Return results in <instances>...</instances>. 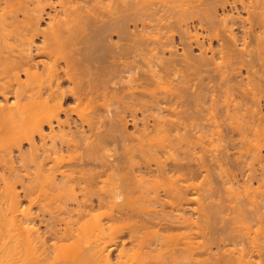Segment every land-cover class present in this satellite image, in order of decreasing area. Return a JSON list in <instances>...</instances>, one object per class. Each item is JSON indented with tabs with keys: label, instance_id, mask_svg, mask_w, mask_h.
<instances>
[{
	"label": "bare ground",
	"instance_id": "bare-ground-1",
	"mask_svg": "<svg viewBox=\"0 0 264 264\" xmlns=\"http://www.w3.org/2000/svg\"><path fill=\"white\" fill-rule=\"evenodd\" d=\"M1 1L5 5L3 4L4 6L1 7L0 2V264H189L188 258L191 257L189 260L192 259V254L195 253L193 251L198 252V248H194L191 241L184 242L182 247L177 250L178 252L175 250L176 253H179L178 256L175 252H173V255L167 253L171 259L167 262V260H162L165 255H158L161 253V249L156 247L161 246V244L152 248L148 247L149 250H146L148 248L145 247L146 251L143 250V246L142 250L139 248L140 246H137L140 250H137V248L135 249L137 251H131V246H133L131 242H134L132 241L134 236H129V240H127L131 246L128 249V245H125L126 240L118 238L124 231L119 232L121 235H118V233L116 234L117 237L114 236L113 229L108 227L110 225L108 221H106L108 223L106 224L103 223V219L101 221L99 218L98 222L95 217L96 213L94 217L97 221L94 223V227L98 234H96V231L94 232L98 238L93 239L94 242L91 241L92 238L89 240V237H87V232L93 230L90 229L85 232L84 227H82L84 223L79 224L80 221L85 220L84 218L90 217V214L94 213L93 211L97 205L98 209L100 207V209H104L102 207L107 208L110 206L109 204L114 202L116 203L114 205L120 209H116L117 212L114 210L113 214L120 218L119 215H123L124 218L127 211L124 212L121 207L124 209L127 204H120L119 202L122 199H129L128 201H133L132 203L136 204L142 197L140 202L144 198L145 200L142 203L144 204L146 201L145 205L147 204L148 207H152L151 202L159 205V202L165 201L160 197L161 192L159 193V191L162 189L163 192L166 188L163 189L158 186L159 191L157 192L156 187L154 185L152 187L153 182L148 185L149 181L144 177L147 171L151 175L154 168L157 172H160L162 177L167 173L173 175L175 172L174 175L176 174L178 180L174 175L171 176L176 178H174L176 183L171 186L170 180L169 185L166 182L168 189L165 192H170V195L174 196V198L172 195L170 197L175 200L178 209L169 216V213H165L166 210L163 211L164 214H167V216H164L162 212L163 218H160L161 215L159 216L155 211L156 217L154 214V218L149 216L148 219L153 218L150 221L145 217L141 218L144 226H149L151 225L150 222L157 220L159 222L163 221V223L165 221L166 226H163L167 230L171 227L175 228V226L191 230L197 228V226L200 227L201 223L206 221L205 218L209 221L211 218H216L218 214L219 217L221 216L222 221L227 219V225L224 221V226L226 225L224 229L227 228L228 231L232 229H230V226L232 227L230 222L236 224L239 221L249 230L251 225H254L253 223L258 225L264 223V114L261 105L264 98V0H159L161 1L158 4L159 6L156 5L159 3L158 0H132V2L130 0L131 3H127L128 5L125 0H121V5L125 3L122 6H127L123 8H121L122 6L119 8L116 6L118 8L116 9L117 13L114 14L116 18L110 22L103 20L106 17L105 14L108 15L106 9L108 7L110 9L111 2H117V0H82L86 3L85 7L84 5L82 7V4L81 7L78 5L81 0H57L60 10L55 16L52 17L53 13L50 15L51 17L49 16L46 29L41 28L40 22L46 12L48 1L47 3L46 0ZM105 1H107V4ZM120 2L118 1L119 4ZM161 3L163 4L161 5ZM238 6L243 10L242 12H246L247 20L243 21L241 19L240 22L236 17L231 18L230 16L231 19L228 17L227 14H230L227 11L228 8H231V12L237 10V14L240 13L238 12L240 10ZM102 10H105V12H102ZM220 12L227 16H219ZM20 13L22 16H20ZM130 19L131 22L134 19L143 21V28L152 29L158 36L152 41V37L149 35L147 40L145 39L148 44L151 41L155 47L148 46L146 41V47L144 44V47L139 43H136L138 46L135 44L139 49H141V46L146 48L141 50L145 57L141 58L147 60L143 62L146 65L142 64L145 65L146 69L142 68L141 73L132 64L120 65L117 62H110L112 56H109V54L113 51L109 47H103V44H100L108 32L126 33L125 27ZM193 19H197V23ZM189 21L194 22L190 25ZM152 22L153 24L157 22V24L152 25ZM238 24L242 25V29H244L240 36L233 30V27ZM78 25L82 27L79 28ZM248 25L249 27L246 28ZM175 28L178 29L180 34L179 41L186 48L181 55L173 51L176 44L173 42L175 36L171 33L176 31L173 30ZM82 31H85V33ZM77 32L80 35L83 33L84 37L79 36ZM109 34L111 35V33ZM38 36L41 37L39 44L35 40ZM144 36L146 37L145 32ZM151 46L153 48H150ZM194 46L200 51L198 55L194 54ZM128 47L130 46L128 45ZM252 48H256V50ZM121 50L122 48H120V52ZM168 52L170 57L167 58L166 53ZM97 53L101 56H97ZM79 54L81 58L77 57ZM120 55L121 53L118 59L123 60L124 57L122 58ZM124 55L122 50L121 56ZM114 60L116 61L117 58ZM136 65L139 66V64ZM235 94H238L236 99L233 96ZM68 100L72 101L71 106L67 104ZM65 104L68 106L65 107ZM102 120L103 122L105 120V130L99 131L98 129L101 127H98L99 132H95V124L102 122ZM129 123L133 124L134 129H136L134 131L137 132L135 137L133 133L132 136L129 134ZM224 133L225 136H223ZM139 134L144 139L145 144L141 138L138 139ZM209 134H216L215 137L220 136V138L217 137L220 143L223 140V142H228V145L231 144L228 149H231L232 143H234L233 148L237 150L239 148L235 146V139H233H238L235 134L240 137L238 142L241 139H244L243 142H247L249 140L247 137L252 138L249 140V144L246 143L250 147L247 146V151L244 152L246 154L245 158L242 157L243 155H240L239 158L236 157L239 155H236L234 156L235 159L237 158L236 162L231 158L232 153H228L230 156L226 153V159L233 160L234 164L233 162L229 163L234 165V169L237 168V170L244 173L247 168L250 169L248 171L252 174H248L250 175L249 179L246 178L248 181L244 180L246 181L244 184L247 185L254 181L258 184V188L256 187L251 191L252 194L246 193L248 194L245 197L246 202L243 197L242 201L244 203L241 202V206H237L238 208L235 209L234 214H232L233 212L232 215L226 213L230 216H228L229 219L222 216L224 215L222 211H226H224L223 205L219 203L218 208L215 206L216 204L211 205L214 208L209 206V202L208 206H205L208 204L207 202L203 206L200 204V207L203 208H200V211L197 209L196 214L194 210H191L193 213L191 211L189 213V209L186 207L192 202L189 195L194 188L198 192L199 189L205 191L206 188H196L199 184L195 181V178L197 176L198 181L200 168H203V170L207 168L208 170V165L203 164H207L209 161L206 163V160H204L206 156L204 158L198 156L201 159L196 168L192 165V160L196 158L197 147L204 143L203 140L210 136ZM155 135L156 137L158 135L163 136L161 139L166 137L169 140L168 143L170 142V145L168 144L170 149L165 147L161 152H166L165 154H168V157L173 158L172 173H169L170 169L162 161V158L165 157L164 153H162L164 157L160 156L161 158L156 154L152 155L154 150L151 147L153 145L152 139H157ZM212 135L211 137H213ZM132 137L135 139L137 137V140L142 142L138 143L136 141V143L134 140V146L129 144L132 149L135 147L137 150L133 149L135 151L134 156L132 150L128 152L129 156H125L123 155V152H125L123 146L126 143L125 148H127V141L129 139V142L132 143ZM148 138H151V143H149ZM161 139L159 136L158 140L162 141L163 139ZM158 140L153 141L156 147L160 146L157 144L162 143ZM218 140L215 142H218ZM157 141L158 143H156ZM24 144H27L26 149L23 147ZM111 146L115 149L116 146H121L120 148L123 149L121 154L125 158L122 155H119L120 158L116 157L114 152L117 153V151ZM110 147L112 149H109ZM241 147L243 146L240 145L242 152ZM201 149L205 151L207 148L203 145ZM212 149L214 150L213 145ZM219 149L222 150L221 147ZM223 149L226 150V146ZM128 150L130 151V148ZM136 151L138 154H144L145 158L148 157V161L150 158L147 166L142 164L145 167L144 170L146 169L145 172L142 166H140L142 167L140 169H135V166L138 164L137 167H139L140 164L137 161L138 154L136 155ZM168 151L171 153H168ZM148 152L152 155L151 157H149ZM157 152L160 153V151ZM219 153H221L220 150ZM224 153H222V156H225ZM220 156L218 155L217 160L215 157V161L212 160V162L214 164L217 162L218 165L224 159ZM246 156H248L249 161L246 160ZM241 157L245 161H242ZM166 160L165 163H167ZM152 162L154 163L153 168ZM256 165L261 169L259 170L260 174L254 171L257 168ZM218 168H221L218 173H220L219 178L221 177L222 181V178H227L228 174H224L225 177H223L221 171L224 172V169H222V166ZM122 171L127 176L126 178L122 176ZM156 171L155 174H157ZM103 176L105 178L108 176L109 181L112 179L109 177L114 176V183L117 179L115 190H110L113 187H107L109 189H106V183L108 182H105L107 178L103 181ZM182 176H186V178L181 179ZM123 177L125 178L124 181ZM211 179L209 182H211ZM235 179L238 180V178ZM113 180L109 184L114 186ZM144 180L147 184L146 191ZM138 181L144 182L140 183ZM213 181L217 182V180ZM240 182L232 183L231 189L234 186H239ZM136 183H139L138 185L142 186V190L145 191L142 192L143 195H141V188L137 189L140 186H136ZM154 183H157V181ZM217 183H223L224 188H226L225 186L229 185L230 181L228 179V181H218ZM211 184L210 188L213 186ZM149 186L152 187V195H146L150 191ZM250 186L254 185L250 184ZM135 189L137 190L135 191ZM216 190L215 193L218 192ZM240 190L237 191L240 192ZM206 191H208V195L216 196L212 192L213 190ZM234 191L231 192L234 193ZM231 192H229V195ZM134 194L137 196L135 197ZM133 196L137 200L134 201ZM138 196L140 199H138ZM164 196L169 198L168 194ZM210 196L209 198H211ZM147 202H150L151 205L149 206ZM117 203H119L118 206ZM220 207H222L221 211L219 210ZM145 210L144 213L148 217L149 212L147 214ZM107 211L105 212L108 216L104 214V218L114 217L111 212ZM121 211H123V214ZM133 211L136 212V210H132V213ZM129 213L132 215L131 212ZM100 214L99 217L102 216ZM128 214L126 217H128ZM140 214L143 213L140 212ZM217 218L214 219V222ZM146 222L150 224L148 225ZM139 223L141 228L143 223ZM247 223L250 225L248 224V226ZM138 224L135 223L134 225ZM205 224L202 225L205 226ZM128 225L130 226V224ZM221 225L223 226V223ZM221 225H218L220 227L218 229H221ZM109 228L111 231H109ZM130 229L132 228H129V231ZM227 229L225 232H228ZM192 231L194 230L192 229ZM222 231L221 234L224 235ZM88 235L91 236L90 232H88ZM247 235H250V233ZM242 236L239 235L238 240ZM228 237L230 242L231 239L234 240V237L231 238L232 235L228 234ZM245 237L249 236L245 235ZM223 239L219 240L222 241ZM245 239L243 238L244 242L237 240L232 242L235 247L243 245V243V246H245ZM117 240L118 242L119 240L122 241V247L118 248L119 243L117 244ZM150 241L154 240L151 239ZM261 243L263 244L259 245L257 243V246L264 247V238ZM205 247L206 250L207 247L208 250L210 249V253L205 252V250L202 252L203 249L201 252L209 257H206L208 264H251L247 261L250 258L246 260L247 253H250L247 249L248 246L247 248L245 246L246 249L243 247L246 254L243 250H240L242 254L238 252V257L235 253L234 256L233 252L230 255L226 254L228 251L220 253L219 250L217 252L220 254L217 256V254H212L213 251L209 248V245L204 246V249ZM157 251L159 253L156 254ZM114 252L117 253L114 254ZM166 252L171 253L170 250ZM197 252L195 255H198ZM201 252L199 251V254L203 256ZM140 258L150 259V262L141 263Z\"/></svg>",
	"mask_w": 264,
	"mask_h": 264
},
{
	"label": "rangeland",
	"instance_id": "rangeland-1",
	"mask_svg": "<svg viewBox=\"0 0 264 264\" xmlns=\"http://www.w3.org/2000/svg\"><path fill=\"white\" fill-rule=\"evenodd\" d=\"M36 1V0H35ZM47 1H48V6L47 7H49V8H47L46 7V12H45V14H47L46 16H45V14H43V19L41 20V22H40V26H41V28L42 29H46L47 28V23H48V19L51 17L50 15H52V13L54 14V15H52V17L53 16H55V14H57L58 13V11L60 10L59 9V7H58V4H57V0H46V3H47ZM50 1V2H49ZM118 1L120 2L121 0H117V2H114L113 1V3L111 2V5H110V9H109V7L106 9V11H108L107 13H108V15L107 14H105V16L107 17H105V19H103V20H106L105 22H110V21H112V20H114L116 17H115V15L114 14H116L117 12V10L116 9H118L119 7H121L123 4H125V3H123L122 5H121V3L122 2H120V4L118 3ZM126 1V4L127 3H131L132 2V0H131V2H130V0H125ZM159 1V0H158ZM161 1H164V0H161ZM161 1H159V3H155L157 6H159L158 4H160V2ZM0 2H1V7H3L5 4H4V2L3 1H1L0 0ZM80 2V3H79ZM79 2H77V3H79L78 5H80V7H81V4H82V7H83V5H84V7H85V5H86V3H84V1L82 2V0L81 1H79ZM82 2V3H81ZM50 3V4H49ZM105 3L107 4V1H105ZM105 3H104V5H105ZM117 3V4H116ZM4 4V5H3ZM113 4V5H112ZM116 4V5H115ZM163 3H161V5H162ZM57 5V6H56ZM128 5V4H127ZM127 5H124V6H122L121 8H123V7H125V6H127ZM50 6H51V8H50ZM101 6V5H100ZM106 6V5H105ZM112 6V7H111ZM115 6V7H114ZM116 6L118 7V8H116ZM113 8V9H112ZM109 9V10H108ZM230 9L231 8H228L227 9V11L228 12H230V14H227V12H226V14L228 15V17L230 18V16H231V18H237V19H239L240 20V22H241V19H243V21H245V20H247L248 19V16H247V14H246V12L244 11V12H242L243 10H241L240 9V6H238V9H240L238 12H240V13H238L237 14V10H233L232 12L230 11ZM113 10H115V11H113ZM4 11V10H3ZM105 12V10H102V12ZM111 11H113V12H111ZM111 14V15H110ZM112 14H113V16H112ZM232 14V15H231ZM221 15H223V16H221ZM224 13L222 14V12H220L219 13V16H221V17H224ZM227 15H225V16H227ZM20 16H22L21 15V13H20ZM50 16V17H49ZM104 16V15H103ZM60 18V17H59ZM230 18V19H231ZM135 20V21H134ZM134 20H132V22H131V19H130V21H128V23L126 24V33H119L118 31H112V32H108V34H106L104 37H103V41H101L102 43H100V44H103V47L105 46V47H109V49H111L113 52L112 53H110L109 54V56H112V58L109 60L110 62L112 61V62H117L118 64H125V63H129V64H132L133 66H135L136 68H137V71L139 72L140 71V73H141V71H143V70H141L142 68H145V65H146V63H143L144 61H147L146 59H142L141 57H143V58H145L144 57V55H143V51H141L142 49L143 50H145L146 48H142V46L144 47V45H145V47H146V44H148V42L146 41L147 40V37H152V39H151V41L153 40V39H155V37L157 36L155 33H154V31L152 30V29H145V28H143V26H142V22L143 21H141V20H139V19H134ZM196 23H197V19H193ZM238 20V21H239ZM194 21H189L190 22V25L192 24V22H194ZM134 22V23H133ZM163 22H165V21H163ZM155 24H157V22H154ZM246 23H249V22H246ZM80 24V23H79ZM129 24V25H128ZM144 24V23H143ZM155 24H153V22H152V25H155ZM161 24H162V22H161ZM82 26H83V24H81ZM77 26V27H82V26ZM239 25V24H238ZM234 26L233 28V30L235 31V33H238V36H240V34H242V32L244 31V29H242V25H239V26ZM129 26V27H128ZM142 26V27H141ZM249 27V25L246 27V28H248ZM256 27V26H255ZM84 29V28H83ZM241 29V30H240ZM141 30H143L144 32H145V35H146V37L144 36V32L143 31H141ZM173 30H176V31H172L173 33H171V35L172 34H174V40H173V42L176 44V47H175V45H174V49H173V51L175 52V53H178V54H182L183 53V51H184V49H186L184 46H182V44L183 43H181L180 41H179V32H178V29L177 28H175V29H173ZM243 30V31H242ZM247 30H249V29H247ZM139 31H141V32H143V33H141V32H139ZM80 32V31H79ZM79 32H77L78 33V35L79 36H83L84 37V34L83 33H85V31L83 32V33H81V35H80V33ZM88 32V31H87ZM134 32V33H133ZM138 32H139V34H140V38H139V34H138ZM176 32V33H175ZM109 33H111V35L109 34ZM130 33H132V34H130ZM177 33H178V35H177ZM201 33V32H200ZM87 34V33H86ZM128 36H127V35ZM149 35V36H148ZM86 36V35H85ZM135 36H137V37H135ZM83 37H81V38H83ZM120 37V38H119ZM158 37V36H157ZM105 38V39H104ZM130 38V39H129ZM136 38V39H135ZM143 40H142V39ZM146 39V40H145ZM35 40H36V43H40V41H41V37L40 36H38V37H36L35 38ZM120 40V41H119ZM132 40V41H131ZM141 40V41H140ZM133 41H134V43H133ZM140 41V42H139ZM143 41V42H142ZM145 41H146V44H145ZM151 41H150V43L148 44V46L149 45H154V44H152L151 43ZM112 44V45H110V44ZM117 43V44H116ZM136 43H139V45L141 44L142 46H141V49H139L138 47H136V45L138 46V44H136ZM114 44V45H113ZM135 46H134V45ZM144 44V45H143ZM208 44V43H207ZM241 45H242V42L240 43ZM239 44V45H240ZM118 46V47H116V46ZM128 45L131 47V49L129 50V48L130 47H128ZM240 45V46H241ZM150 47V48H153V47H155V46H153V47ZM111 47V48H110ZM114 47H116V48H114ZM128 48V51H127V48ZM132 47H134V48H132ZM135 47H136V50H138V51H136L135 50ZM159 47V46H158ZM157 47V48H158ZM208 47V46H207ZM254 47H255V45H254ZM113 48H114V50H113ZM120 48H122V50H123V53L125 54L124 56H121L122 55V50H121V52H120ZM123 48H126V49H123ZM160 48V47H159ZM176 49V50H175ZM252 49H254V50H256V48H252ZM110 50V51H111ZM117 50H119V51H117ZM124 50H126V51H124ZM132 50V51H131ZM136 52H138V53H136ZM158 51H159V49H157ZM193 50H194V54H196V55H198L199 54V50H198V48L197 47H193ZM135 52V54H134V52ZM177 51V52H176ZM130 52H133V53H130ZM118 53V54H117ZM121 53V55H120V57H124L123 58V60H121L120 58L118 59V56H119V54ZM140 53V54H139ZM101 54H102V52H101ZM167 55V58L168 57H170L169 55V52L168 53H166ZM169 54V55H168ZM82 55V54H81ZM138 55V56H137ZM141 55V56H140ZM97 56H101L100 54L98 55V53H97ZM135 56V57H134ZM137 56V57H136ZM140 56V57H139ZM77 57H79V58H81L80 57V54H79V56H77ZM83 57V56H82ZM114 57V58H113ZM117 58V60L115 61L114 59H116ZM127 58V59H126ZM125 59V60H124ZM135 60H137V61H135ZM140 60H141V62H140ZM140 63H139V62ZM136 64H139V66L138 65H136ZM142 64H145L144 66L142 65ZM143 66V67H142ZM139 67V68H138ZM146 69V68H145ZM145 71V70H144ZM24 78V77H23ZM233 96H235L234 98L236 99V98H238V94H235V95H233ZM232 100H233V97H232ZM264 98L262 99V102H261V105H262V112H263V114H264ZM235 103V102H234ZM67 104L69 105V106H71V104H72V101L71 100H68L67 101ZM67 104H65L66 106L65 107H67L68 105ZM84 105H86V104H84ZM208 118V117H207ZM210 118V117H209ZM106 121L108 120V119H105ZM105 120H104V122H103V120H102V122L100 121H98L99 123H96L95 124V127L94 128H96V130H95V132L97 131V132H99V131H101V130H105L104 129V125H105ZM130 120V119H129ZM205 122V121H204ZM104 123V124H103ZM132 123V122H131ZM131 123H129V125H128V131L130 132L129 134H131V136H132V133L134 134L133 136L135 137L136 136V133L134 132L136 129H134V125L133 124H131ZM207 123V122H206ZM98 127H101V128H99L98 129ZM99 131H98V130ZM140 129H141V127H140ZM239 134V133H238ZM238 134H235V137H238V139L240 138V137H242V136H240V134H239V136H238ZM210 136H207L208 137V139H204L203 140V144H201L202 146L204 145L207 149H205V151L203 150V149H201L202 148V146L201 145H199V147H197V152L195 153V154H197L196 155V158H198V159H196L195 158V160L197 161H195V160H192L193 162V164L192 165H194L196 168H197V166L199 165V160L201 159V158H199V157H205L206 156V158L204 159V160H206V163L207 164H203V165H205V166H207L208 165V170H207V168L206 167H204V168H206V169H204L203 170V168L201 169L200 168V170H199V173L198 174H200V176L198 175V181H197V176H196V182L199 184H197L195 181V183H196V185H198L196 188H201L202 187V189H203V187L205 188L204 190L205 191H201L200 189H199V192H198V190L197 189H195L194 188V190L191 192V194L189 195V199L190 200H192V202H190V204L188 205V206H190L189 208H188V206H186L187 207V209H189L188 211H189V213H193V211H191V210H194V213H195V211L197 212V209L199 210L200 208H203V207H200V204H202V206L204 205V204H206V202L208 203H210V205H209V203L207 204V205H205V206H211V205H215L217 208L219 207V204L221 205H223L222 207H224L225 208V210L224 211H226V212H223L222 211V213H224V215H222L223 217H227L228 219H229V215L227 214L226 215V213H230V215H232V214H234V212H236V208H238L237 206H241V202H242V204L244 203L242 200H243V197H244V201L246 202V196L250 193V194H252V190L255 188L256 189V187L258 186V184L254 181L253 183H250V184H253L254 186H250V184H244L246 181H248V180H246V178L247 179H249V176L252 174L250 171H248V170H250V169H248L247 168V171L245 170V168H244V170H245V173L244 172H240L239 170H237V168L236 169H234V162H233V160L234 161H236L237 162V158L235 159V157L234 156H236V155H239V156H236V157H240V155L242 156V157H244L246 154H244V152L246 153V148H247V146H249V145H247V144H249L248 142H249V140H251L252 138H249V137H247V139H249L247 142H243V140L244 139H241L242 140V142H241V140H239L240 142H238V139L237 138H233V139H235V143H236V147H238L239 149L237 150L236 148H233V145H234V143H232V150L229 148L228 149V146L230 147V145H228V142H223V140H221L222 142L220 143L219 141L220 140H218L219 138H220V136H217V137H219L218 139H217V137H215V135H212V134H209ZM211 135L213 136V137H211ZM221 135V134H220ZM223 135V134H222ZM137 136H138V134H137ZM151 137H152V135H150ZM159 136H160V139H161V137H163V136H161V135H158V137H156V135H155V137L157 138V139H155V140H158L159 139ZM223 136H225V133H224V135ZM134 137H132V139H130V140H132V143H131V141L129 142V139H128V141H127V148L129 147L130 148V151L127 149V148H125V146H126V143H125V146H123V149L125 150V152H123V155H125V156H129L128 155V152H131V150L134 152V153H132L133 154V156H134V154H135V147H133V149L130 147V145L129 144H133L132 146H134L135 145V143H133L134 142V140H135V142L136 141H138L137 140V137H136V139L134 138ZM143 137H144V135H143ZM215 137V138H214ZM131 138V137H130ZM140 138H141V140H143V143H144V139H142V137H140V134H139V140H140ZM211 138V139H210ZM213 138H214V140H213ZM149 139V138H148ZM147 139V140H148ZM151 139V138H150ZM150 139H149V141H150ZM154 139H152L153 141H155ZM163 139V140H162ZM161 140L162 141H160V140H158L161 144H157V145H160V146H158V147H156V145L154 146V144H155V142H153L152 140V144L153 145H151V147H153L154 148V150H153V152L152 151H150V152H152V155H158L159 157L161 156H163L165 153L164 152H161V151H163L164 150V148L165 147H167L166 149H168L169 148V146H168V144L170 143H168V141L169 140H167V138L166 137H164V138H162ZM216 140H218V142H215ZM151 141L149 142V143H151ZM158 141L156 142V143H158ZM238 142V144H237V142ZM129 142V143H128ZM140 142H142V141H140ZM139 141H138V143H140ZM137 143V142H136ZM229 143H230V141H229ZM247 143V144H246ZM145 144V143H144ZM211 144V145H210ZM216 144V145H215ZM219 144V145H218ZM243 144V145H242ZM139 145V144H138ZM146 145H148V144H146ZM170 145V144H169ZM208 145V146H207ZM212 145H213V148H214V150L212 149ZM222 145V146H221ZM240 145L241 146H243V147H241L242 148V152H241V149H240ZM246 145V146H245ZM145 146V145H144ZM143 146V147H144ZM150 146V145H149ZM224 146H226V148L228 149H226L227 150V152H226V150H224L223 149V147ZM234 146V147H235ZM245 146V147H244ZM24 149H26L27 148V144H24ZM112 148H114L113 146H111ZM109 148V149H112V148ZM121 147V146H120ZM119 146H116V151H117V153L116 152H114L116 155V157H118V158H120V156L122 155L121 154V152L123 151V149H121ZM140 147H141V145H140ZM218 147V148H217ZM222 148V150L221 149H219V148ZM250 147V146H249ZM117 148H119V150H117ZM137 148H138V146H137ZM211 150H210V149ZM244 148V149H243ZM113 149V150H114ZM126 149H127V152H126ZM145 149H146V147L143 149L144 151H145ZM148 149V148H147ZM170 149V148H169ZM233 149H235V150H237V151H233ZM137 150V149H136ZM151 150V149H150ZM219 150H220V152L221 153H219ZM230 150V152H228ZM245 150V151H244ZM140 151V150H139ZM142 151V150H141ZM144 151H142V152H144ZM157 151H160V153H161V155H159L160 153L159 152H157ZM209 151V152H208ZM215 153H214V152ZM218 151V152H217ZM225 152L224 153V155L225 156H222V153L223 152ZM239 151H240V153H239ZM118 152H120L119 154H118ZM170 151H168V153H169ZM234 152V153H233ZM236 152V153H235ZM139 153H141V152H139ZM145 153V152H144ZM157 153H159V154H157ZM162 153H164L163 155H162ZM171 153V152H170ZM218 153V154H217ZM229 153V154H231L232 156H231V158L233 159H231L232 161H229V160H227L226 159V155ZM241 153H243V154H241ZM117 154H118V156H117ZM130 154V153H129ZM138 153H137V151H136V155H137ZM148 154H149V152H148ZM204 156H203V155ZM207 154V155H206ZM212 154V155H211ZM215 154V155H214ZM217 154V155H216ZM220 154H221V156H220ZM228 154V155H229ZM120 155V156H119ZM122 155V157L123 158H125L124 156ZM131 155V154H130ZM152 155H150L149 154V157H151ZM168 154H165L164 156L166 157H164V158H162L163 160V163L164 164H166V166H168L167 168L168 169H170V172L169 173H172L171 172V166L173 165L172 164V162H173V158L172 157H168L167 156ZM210 157H209V156ZM213 155L216 157V160H217V157H218V155L220 156V157H223L224 159H226V160H224V159H222V162H220L218 165L216 164H214L213 162H212V160H214L215 159V157L213 158ZM263 155H264V152H263ZM144 156V157H143ZM199 156V157H198ZM230 156V155H229ZM140 157H142L141 159H140ZM160 157V158H161ZM169 158V160H168V158ZM209 157V158H208ZM241 157V158H242ZM247 157L248 156H246V160H248L247 159ZM145 158V155L144 154H138L137 155V161H138V163H140L139 164V167H137L138 166V164L135 166V169H140V168H142L143 170H144V166L142 165V164H145V166H147L148 164H149V162H150V158H149V161H148V157L147 158H145V160L143 161V159ZM171 158V159H170ZM193 158H194V156H193ZM202 158V159H203ZM219 158V157H218ZM240 158V159H241ZM245 158V157H244ZM134 159H135V157H134ZM167 159V160H166ZM221 159V158H220ZM230 159V158H229ZM136 160H135V162H136ZM141 160V161H140ZM165 160L167 161V163H165ZM171 160V161H170ZM224 160V161H223ZM239 160V159H238ZM140 161V162H139ZM152 161V160H151ZM215 161V160H214ZM219 161V160H218ZM240 161V160H239ZM238 161V162H239ZM242 161H245V160H243V158H242ZM249 161V160H248ZM203 162H205V161H203ZM232 163L233 162V164H230V163ZM251 162V161H250ZM137 163V162H136ZM153 163V162H152ZM152 163H150V164H152ZM169 163V164H168ZM195 163H197V164H195ZM201 164H202V162H200ZM211 163H213V164H211V166H210V164ZM226 163V164H225ZM229 163V165H227ZM200 164V165H201ZM222 164H224V165H222ZM131 165V164H130ZM153 165H154V163L152 164V168H153ZM212 165H213V167H212ZM215 165V166H214ZM133 166V167H134ZM140 166H142V167H140ZM210 166V167H209ZM222 166V169H224V172H223V170L221 171L222 173L221 174H223L222 176L223 177H225V175L226 174H228V177L226 178H222V181H221V177L219 178V175H220V173H218V172H220V169L218 168V167H221ZM228 166V167H227ZM155 167V166H154ZM170 167V168H169ZM201 167V166H200ZM224 167V168H223ZM255 167H257L254 171H257L258 172V174H260V171L259 170H261V169H259V166H255ZM212 168H213V170H212ZM216 168V169H215ZM218 168V169H217ZM228 168V170H226ZM261 168V167H260ZM129 169V168H128ZM127 169V171H129ZM253 169V168H252ZM88 170V169H87ZM154 170V175H153V173H151V175H152V178H151V175L150 174H148V171L146 172L147 174L144 176L145 178H146V180H148L149 182L147 183L148 185L149 184H151L152 182V187H153V185L156 187L155 189L157 190V192L159 191V188H166V189H168V186H166V182H167V185H169L170 183V185L172 186V185H175V183L176 182H174L175 180H174V178L176 177V174L174 175V173H173V175L175 176V177H171V176H173V175H170V174H168V176H167V174H165V175H163V177H162V175L160 174V172L158 173L156 170H155V168L153 169ZM205 170H207V171H205ZM216 170V171H215ZM123 171H125V170H123ZM122 171V172H123ZM146 171V169L144 170V172ZM155 171H156V173L158 174H155ZM208 171H210V172H208ZM213 171V172H212ZM231 171V172H230ZM253 171V172H254ZM214 172H216V174H214ZM228 172V173H227ZM247 172V173H246ZM125 173H126V171H125ZM150 173V172H149ZM203 173V174H202ZM206 173H208V174H206ZM212 173V174H211ZM229 173H230V176L233 178H231L230 176H229ZM233 175H232V174ZM235 173H236V175H235ZM240 173V174H239ZM243 173V174H242ZM250 173V175H248ZM163 174V173H162ZM217 174H218V176H217ZM225 174V175H224ZM126 175H127V173H126ZM148 175V176H147ZM160 175H161V177H160ZM248 175V176H247ZM122 176H125L124 175V172H123V175ZM128 177H130L129 175H127ZM127 176H125V178L127 177ZM158 176V177H157ZM206 176V177H205ZM214 178V179H211L212 177ZM217 176V177H216ZM236 176V177H235ZM104 177V176H103ZM118 177V176H117ZM151 179H150V178ZM164 177H165V179H164ZM169 177V178H168ZM178 177H179V175H178ZM200 177V178H199ZM209 177V178H208ZM230 177V178H229ZM106 178H107V181H105V182H108V183H106V189H109V188H107V187H110V188H112L113 187V189H110V190H115V188L114 187H116L115 185H117V179L115 180L116 182L114 183V180L113 179H115V177L114 176H111V177H109V178H112L111 180H113V183H114V186H113V184H109V183H112V181L110 180L109 181V179H108V176H106ZM106 178L104 177V179H103V181L104 180H106ZM119 178V177H118ZM125 178L123 177V181L125 180ZM177 178V177H176ZM175 178V179H176ZM183 178H186V176H182L181 177V179H183ZM203 178V179H202ZM235 178H238V180L237 179H235ZM150 179V180H149ZM209 179V180H208ZM210 179H211V182H212V184H211V182H209L210 181ZM220 179V180H219ZM225 179V180H224ZM227 179V180H226ZM228 179H229V181H230V184L229 185H227V186H225L226 188H224V185H223V183H217L218 181H220V182H224V181H228ZM232 179V180H231ZM234 179L236 180L235 182H237V181H241L240 183H239V186L237 185V186H234L232 189H231V185H232V183H235L234 182ZM242 179V180H241ZM127 180V179H126ZM140 180H142V179H140ZM164 180H165V182H164ZM169 180H170V183H169ZM177 180H178V178H177ZM204 180H205V182H204ZM208 180V181H207ZM213 180H217V182H214ZM244 180H246V181H244ZM118 181H119V179H118ZM145 181V180H144ZM144 181H138V182H140V183H143ZM157 181V183H154V182H156ZM164 182V183H161V182ZM201 181V182H200ZM231 181H233V182H231ZM128 182V181H127ZM126 182V183H127ZM173 182V183H172ZM215 183V184H214ZM139 183H136V186H140V185H138ZM145 184H146V181H145ZM147 184H146V189H145V191L147 190ZM158 184V185H157ZM161 184V185H160ZM200 184H202L203 186H201ZM210 184H211V186H212V188H210ZM109 185V186H108ZM216 185V186H215ZM158 186H160L159 188H158ZM170 186V187H171ZM215 186V187H214ZM223 186V187H222ZM245 186H246V188H245ZM142 186H140L139 188H137V189H140ZM144 187V186H143ZM152 187H150L149 186V188H150V191H149V193H147L146 195H149V194H151V190H152ZM214 187V188H213ZM217 187V188H216ZM135 188V187H134ZM208 188V189H207ZM218 190V192H217V190ZM223 188H224V190H223ZM250 188H252V189H250ZM258 188V187H257ZM137 189H135V191L137 190ZM165 189V190H166ZM170 189V188H169ZM230 189V190H229ZM241 189V190H240ZM141 190H142V188H141ZM149 190V189H148ZM165 190H163V192H162V189H160V191H159V193H160V197L162 198V199H164L165 201H161L162 202V204H163V206H162V204H161V202H159L160 204L158 205V204H156V203H154V202H151V204H150V202H147V203H149V206L151 205L152 207H148V205L146 204L145 205V203H146V201H145V203L143 204L142 202H144V198H143V201L142 202H140L141 200H142V197H140L139 198V192L137 191V194L139 195L138 196V199H140V201H138V202H136V204L135 203H132L133 201H128L129 199H122L119 203L120 204H127V206L125 205V207H127L126 209H125V207H124V209H123V207H121L122 208V210H124V212H126L127 211V214L129 213V212H131L132 213V210H136V212H134L133 211V213H132V215L130 214V216H129V214H128V217H126L127 216V214L124 216V218L122 217L123 215H119V216H121V218L120 217H118V216H115L116 214H113V211L115 210V212H117V210L116 209H120V208H117L114 204H116V203H114V202H112L111 204H109L108 206L110 207H102V208H106L105 210L104 209H100V210H102V211H100L99 209H98V205L95 207V209H94V213H92V211H91V213L92 214H90V217H86V218H84L85 220H82V221H80L81 223H79L80 225H82L83 223V225H82V227H84V229H85V232H87V230H93V231H88V232H90V235L91 236H89L88 235V232H87V237H89V240L91 239V241H93L94 242V240H96V238H98L97 237V235L96 234H98V231H96V228L94 227V223H96V221L100 218V220L102 221V219H103V223L105 222L106 223V221H108V223L110 224V225H108V227H111V229H115L114 231L112 230V233H113V235L114 236H116V234H118L119 232L121 233L122 232V230L124 231V232H122L123 234L121 235L120 233L118 234V235H121L120 237H118V238H120V240H121V238H122V240H126V243H125V245L127 244L128 245V249H129V247L131 246V245H133V246H131V251L133 250V251H137V250H142V248L144 247V251H146V250H149V248L151 247H156V246H159L160 244H161V246H159V247H156V248H159V249H161V253H159L158 251H159V249H158V251L156 252V254L157 253H159L158 255H165V257L162 259V260H167V262H168V260H171L170 259V256L169 255H173V252H175L176 253V251L178 250V249H180V247H182V244L184 243V242H186V241H191L192 243V246L194 247V248H198V252L195 250V251H193V252H197L198 253V255L196 254L195 255V253H194V255H195V257H194V255L192 254V259L191 260H189L190 258H188V263L189 264H208V260H207V258H209V257H207L206 255H204L202 252L205 250V252H209L210 253V249L208 250V247H207V250H206V247H205V249H204V246H208L209 245V248H211V250L213 251V253L212 254H217V256L220 254V253H222V252H227L226 254H230V255H232V252H233V255H234V253H235V255H237L236 257H238L239 256V254H238V252L239 253H241L242 254V250H243V252L246 254V251L244 250V248H245V246H246V248H247V246H248V252H250V253H247V258H246V260L247 259H249V260H247V261H249V263H251V264H264V247H261V246H259V245H262L263 243H261L262 242V239L264 238V223H260L259 225L257 224V223H253L254 225H251V229L249 230V229H247V228H245L246 226L243 224V223H241V222H236V224L234 223L233 224V222H230V225H232V227L230 226V229L231 230H233V231H228V229H227V231L228 232H225L226 231V229H224L225 228V226L227 225V223H226V220L227 219H223L224 221H225V223H226V225L224 226V221H222V218H221V216L219 217V214H218V218H217V220H216V222H214L215 220L214 219H216V218H211V220L209 219V221L207 220V218H205L206 219V221H208L207 223H206V221L205 222H203V223H201V221H200V223H201V225H200V227H198L197 226V228L195 227V228H192L194 231H192V229L191 230H188L186 227V229H181L182 227H177V226H175V228L173 227H171V229H169L168 228V230H167V228L165 227L166 225H165V221H164V223H163V221H157V223H156V221H153V222H150L151 223V225H149L150 223H147L146 222V224H148L149 226H144V223L141 221V218H144L145 217V219H147V220H151V219H153L154 218V216H155V211L157 212L156 214H158L159 216L161 215V213L163 212V211H165V213H169L168 214V216L169 215H171V213H173V211H174V213H175V211H176V209H178L177 208V204H176V202H175V200L173 199L174 198V196H173V198H171L170 196V192H165ZM206 190H213L212 192H214V194H216V196H210V194L208 195V191H206ZM215 190H216V192L217 193H215ZM227 190V191H226ZM228 190H229V192H231L232 190L234 191H237V190H240V192H238V194H237V192L235 193V191H234V193H230V195H229V192H228ZM246 190H248L247 192H246ZM262 190H263V188H262ZM145 191H141V193L143 192H145ZM167 191V190H166ZM148 192V191H147ZM156 192V193H157ZM195 192V193H194ZM221 193V195H220V193ZM143 193L141 194V195H143ZM166 193V194H165ZM219 193V194H218ZM246 193H248V194H246ZM135 194H136V192H135ZM134 194V195H135ZM158 194V193H157ZM168 194V196H169V198H167V196H166V198H165V196L164 195H167ZM228 194V195H227ZM152 195V194H151ZM150 195V196H151ZM231 195H233V197H231ZM235 195V196H234ZM137 195H135V197H136ZM144 196H145V194H144ZM209 196L211 197V198H209ZM146 197V196H145ZM153 197V196H152ZM158 197H159V194H158ZM164 197V198H163ZM216 197V198H215ZM146 198H148V196L146 197ZM161 198H160V200H161ZM227 198V199H226ZM133 199H134V201H135V199L136 198H134V196H133ZM149 199V198H148ZM206 199V200H205ZM229 199V200H228ZM137 200V199H136ZM168 200V201H167ZM202 200V201H201ZM208 200H210V201H208ZM148 201V200H147ZM238 201V202H237ZM166 202V203H165ZM173 202V203H172ZM212 202V203H211ZM119 203H117V206H118V204ZM138 203V204H137ZM154 203V204H153ZM219 203V204H218ZM239 205H238V204ZM114 206H113V205ZM130 204V205H129ZM131 204H132V206H131ZM157 205V207H156V205ZM217 204H218V206H217ZM237 204V205H236ZM146 207H148V208H146ZM120 206H123V205H120ZM119 206V207H120ZM143 206V207H142ZM234 206H235V208H234ZM130 207H132V208H130ZM146 208V210H145V208ZM154 207V208H153ZM156 207V208H155ZM174 207V208H173ZM211 207H213L214 208V206H211ZM222 207H220L219 208V210L221 211L222 209ZM228 207V208H227ZM130 208V209H129ZM137 208V209H136ZM138 208H140L141 210L142 209H144L146 212H147V214H148V212H149V215H148V217H147V215H145L146 213H144V210H139ZM216 208V209H217ZM129 209V210H128ZM157 209V210H156ZM236 209V210H235ZM104 210V211H103ZM106 210H108L107 212H111V213H109L110 215H112V216H114V217H111L112 218V220H111V218H110V220H109V218L108 217H106V218H104V214H106L107 216H108V214L105 212ZM126 210V211H125ZM131 210V211H130ZM138 210V211H137ZM151 210V211H150ZM100 211V212H99ZM172 211V212H171ZM191 211V212H190ZM200 211V210H199ZM198 211V212H199ZM99 212V214L101 213V212H103V213H101L100 215H102L101 217H99V214L97 215V213ZM122 212V214H123V211H121ZM138 212V213H137ZM140 212H142L143 214H140ZM202 212V211H201ZM233 212V213H232ZM95 213H96V215H95ZM200 213V212H199ZM221 213V212H220ZM221 213V214H222ZM232 213V214H231ZM118 214H121V213H118ZM125 214V213H124ZM153 214H154V216H153ZM162 214H164V212L162 213ZM196 214V213H195ZM94 215H95V217H96V219H95V217H94ZM145 215V216H144ZM157 215V216H158ZM167 216V214H164V216ZM200 215V214H199ZM198 215V216H199ZM134 216V217H133ZM149 216H153V218H150V219H148L149 218ZM164 216H162L161 215V217L160 218H163ZM198 216H197V218H198ZM229 216V217H228ZM103 217V218H102ZM116 217H117V219H116ZM156 217V216H155ZM195 217H196V215H195ZM88 218V219H87ZM108 218V219H107ZM119 218V219H118ZM105 219H107V220H105ZM123 219V220H122ZM134 219V220H133ZM213 219V220H212ZM140 220V221H139ZM197 220V219H196ZM218 220H220L219 222H218ZM90 221H92L91 223H89ZM135 221V222H134ZM144 221V220H143ZM146 221V220H145ZM203 221V220H202ZM221 221H222V223H223V226L221 225L222 223H221ZM87 222V223H86ZM98 222H99V220H98ZM138 222H141V223H143V224H141V226L143 227H141L140 228V223L138 224ZM212 222V223H211ZM86 223V224H85ZM108 223H106V224H108ZM135 223H137L138 225H134ZM161 223V224H160ZM199 223V224H200ZM206 223V224H205ZM214 223H215V225H214ZM92 224V225H91ZM128 224H130V226L128 225ZM152 224H154V225H152ZM156 224V225H155ZM161 225V226H159L158 227V225ZM202 224H205V226L204 225H202ZM249 223H247V225H248ZM127 225V226H126ZM163 225H165V226H163ZM207 225H209L208 227H206ZM221 225L222 227H221V229H218V227ZM250 225V224H249ZM248 225V226H249ZM79 226V225H78ZM93 226V227H92ZM133 226H134V229H133ZM201 226H203V228H201ZM235 226V227H234ZM81 227V226H80ZM119 227V228H118ZM160 227H163V228H161L160 229ZM164 227H165V229L167 230V231H163V230H165L164 229ZM177 227V228H176ZM128 228V229H127ZM129 228H132V229H130V231H129ZM180 228V229H179ZM184 228V227H183ZM211 228V229H210ZM220 228V227H219ZM228 228H229V226H228ZM95 229V230H94ZM111 229L109 228V231H111ZM142 229V230H141ZM197 229V230H196ZM207 229H210V230H212V231H210V230H207ZM225 230L224 232L222 231V230ZM141 230V231H140ZM200 232H199V231ZM235 230V231H234ZM247 230V231H246ZM94 231H96V234H95V232ZM109 231H108V233H109ZM163 233H162V232ZM170 231V232H169ZM208 231V232H207ZM210 231V232H209ZM221 231L224 233V235L223 234H221ZM243 231V232H242ZM250 231V232H249ZM252 231V232H251ZM92 232H94V233H92ZM219 232H220V234H221V237H220V234H219ZM246 232V233H245ZM250 233V235H247V234H249ZM86 234V233H85ZM128 234V235H127ZM228 234H230V235H232V237L231 238H233L234 237V240L233 239H231L232 241H241V242H244L243 241V238L245 239V246H243L244 245V243H243V245H238L237 247H235L234 246V244H233V242L231 241H229V237L227 238V236H228ZM243 236H242V235ZM214 235V236H213ZM239 235L240 236H242V238H240L239 240H238V238H239ZM245 235L246 236H249V237H245ZM96 236V237H95ZM129 236H134L133 237V239H132V241H134V242H131V245L128 243L129 241ZM153 236H155V237H153ZM159 236V237H158ZM160 236H162V237H160ZM224 236V237H223ZM235 236H236V239H235ZM263 236V237H262ZM117 237V236H116ZM226 237V238H225ZM253 237H254V239H253ZM153 238H156V239H153ZM159 238V239H158ZM226 239V240H224V239ZM94 239V240H93ZM128 239V240H127ZM138 239V240H137ZM154 240V241H150V240ZM215 239H216V241H215ZM219 239H223L222 241H220ZM119 240V242H118V240H117V244L119 243V245H118V248H120V247H122V241H120ZM131 240V239H130ZM155 240H156V243H155ZM247 240H248V242H247ZM160 241V242H159ZM212 241V242H211ZM121 242V243H120ZM125 242V241H124ZM137 244H136V243ZM154 243V245H152L153 243ZM157 242H159V243H157ZM210 242V243H209ZM222 242V243H221ZM231 244H230V243ZM251 242V243H250ZM255 242H257L259 245L257 246V243H256V245H255ZM134 243H135V245H134ZM208 243V245H206ZM217 243V244H216ZM159 244V245H158ZM233 244V245H232ZM250 244V245H249ZM126 245V246H127ZM145 245H147V246H145ZM215 245H217V246H215ZM125 246V247H126ZM140 248H138V247ZM143 246V247H142ZM179 246V247H178ZM212 246V247H211ZM219 246V247H218ZM221 246V247H220ZM224 246V247H223ZM242 246V247H241ZM134 247H136V248H134ZM145 247H149L148 249H146L145 250ZM177 248V249H175V248ZM201 247V248H200ZM244 247V248H243ZM258 247H260V248H258ZM138 248V249H137ZM216 248V249H215ZM218 248V249H217ZM245 248V249H246ZM251 248V249H250ZM126 249H127V247H126ZM135 249H137V250H135ZM167 249V250H166ZM203 249V250H202ZM250 249V250H249ZM260 249H261V251H260ZM171 251V253L170 252H166V251ZM174 250V251H173ZM176 250V251H175ZM201 250H202V252H201ZM217 250H219V252H217ZM241 250V251H240ZM117 251V250H116ZM163 251V252H162ZM165 251V252H164ZM199 251L201 252V254L203 255V256H200V254H199ZM211 251V252H212ZM178 252V251H177ZM216 252V253H215ZM117 252H114V254H116ZM163 253V254H162ZM166 253V254H165ZM167 253H169V255H167ZM174 253V254H175ZM177 254V256H178V254L179 253H176ZM175 254V255H176ZM167 255V256H166ZM234 255V256H235ZM190 256V255H189ZM188 256V257H189ZM197 256H199V257H197ZM205 256V257H204ZM216 256V257H217ZM163 257V256H162ZM161 257V258H162ZM201 257V258H200ZM207 257V258H206ZM160 258V257H159ZM160 258V259H161ZM194 258V259H193ZM206 258V259H205ZM140 261H142L141 263H143V262H150V259H141L140 258ZM198 261V262H197ZM263 261V262H262ZM197 262V263H196Z\"/></svg>",
	"mask_w": 264,
	"mask_h": 264
}]
</instances>
